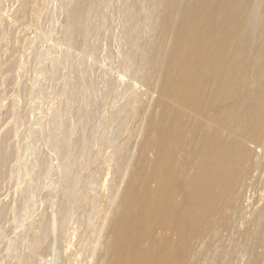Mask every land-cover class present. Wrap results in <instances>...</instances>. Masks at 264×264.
Returning a JSON list of instances; mask_svg holds the SVG:
<instances>
[{
	"label": "rangeland",
	"instance_id": "obj_1",
	"mask_svg": "<svg viewBox=\"0 0 264 264\" xmlns=\"http://www.w3.org/2000/svg\"><path fill=\"white\" fill-rule=\"evenodd\" d=\"M162 9V0H0V264L108 257L111 222L160 111L162 71L149 60ZM247 148L254 168L188 264H264V143Z\"/></svg>",
	"mask_w": 264,
	"mask_h": 264
},
{
	"label": "bare ground",
	"instance_id": "obj_2",
	"mask_svg": "<svg viewBox=\"0 0 264 264\" xmlns=\"http://www.w3.org/2000/svg\"><path fill=\"white\" fill-rule=\"evenodd\" d=\"M258 1L162 0L160 52L149 60L162 71L160 111L148 122L101 264H188L195 242L225 218L234 186L254 168L247 143H264ZM172 19L178 30L169 38ZM168 245L175 252L167 257ZM125 250L133 251L128 263L119 260Z\"/></svg>",
	"mask_w": 264,
	"mask_h": 264
}]
</instances>
